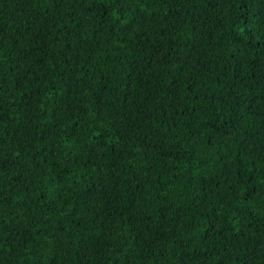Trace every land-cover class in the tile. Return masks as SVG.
<instances>
[{"label":"trees","instance_id":"obj_1","mask_svg":"<svg viewBox=\"0 0 264 264\" xmlns=\"http://www.w3.org/2000/svg\"><path fill=\"white\" fill-rule=\"evenodd\" d=\"M0 264H264V0H0Z\"/></svg>","mask_w":264,"mask_h":264}]
</instances>
